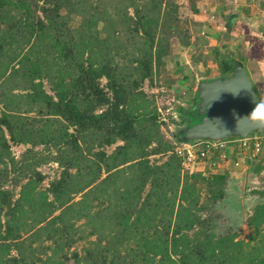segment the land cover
<instances>
[{"label": "trees", "instance_id": "obj_1", "mask_svg": "<svg viewBox=\"0 0 264 264\" xmlns=\"http://www.w3.org/2000/svg\"><path fill=\"white\" fill-rule=\"evenodd\" d=\"M192 37L176 0H0V264H264V201L249 240L216 235L200 184L215 204L229 173L190 172L175 151L197 140L198 91L177 107L187 126L171 142L144 89L174 44L209 43ZM235 63L217 59L205 73L228 76ZM11 144L31 147L17 160ZM49 159L62 173L43 188ZM23 181L14 199L6 185Z\"/></svg>", "mask_w": 264, "mask_h": 264}, {"label": "rangeland", "instance_id": "obj_2", "mask_svg": "<svg viewBox=\"0 0 264 264\" xmlns=\"http://www.w3.org/2000/svg\"><path fill=\"white\" fill-rule=\"evenodd\" d=\"M176 1L180 6L181 17L191 25L193 42L195 38L197 39L199 35H202V31L205 37L211 36L209 30L202 29V27L204 22L208 21L210 16H213L211 14H215L214 11H216V9L214 8L213 0H198L195 3V6L199 7L198 12L192 9L188 0ZM209 41L208 44L210 45L207 44L197 48L196 46L194 47V45L189 48H182L174 44L172 53L167 58L166 65L161 69L159 76L154 82V86H151L149 82H146L144 85L145 91L150 95L151 99L153 98L155 100L162 119L167 123L162 131L166 139L171 142H176L173 134L187 126V123L181 124L183 121L177 112V107L183 106L189 108L197 99V89L200 82L203 80H210L209 74L205 73L206 67L204 65L210 64L215 66L213 62H217V59H223L225 55H228L224 53V51H219L223 45L222 43H226V39H217L216 41L209 39ZM211 42L213 44H211ZM220 44L222 45L219 46ZM211 69L213 70L214 68L212 67ZM214 71H211V73H214ZM102 82L105 83V80H102ZM45 88L50 94L53 93L47 83H45ZM172 121L175 122L173 123ZM119 144H121L120 141H118L116 145ZM116 145L108 147V153H111ZM11 146L12 155L17 160L23 159L26 153H28V149L31 147L30 145L15 144H11ZM44 149V146L40 145L36 147L35 150L46 154L48 153L49 155V151L45 152ZM243 154L245 153L242 152L240 156ZM232 157L233 156L230 155L227 159H216L215 161H212V159H201L197 161L195 165H189L188 170L190 172L199 171L204 176L220 175L225 171L229 173L227 185L225 186L227 191L225 198L215 204L210 197L212 195V189L209 190L206 183L200 184L203 188L202 203L205 205L203 216L211 219V228L216 235L222 236L228 232H232L237 233L239 239L249 240V235L252 234V228L248 223L250 215L253 214L256 205L264 201V198L260 197L258 194L259 191L264 189V172L262 176H260L254 171L257 165L261 163L264 164V150L257 158L253 160L249 159L250 162L247 161L250 166L248 165L249 167L247 170L243 172L244 189L242 192H239L236 188V183L241 177H238L236 180L234 175H231L233 170H242V167L241 165L236 166V161H234L235 158ZM161 160L162 158L160 156L151 157L153 163L160 162ZM214 163H216V165ZM39 170L46 176L42 184L43 188H47L51 181L59 178L62 173V168L54 160L50 159L47 163L41 165ZM23 183L24 181L19 185H15L14 182H9L6 185L7 189L14 192V199L18 198L20 195V188ZM87 245V242L79 243L77 248L79 251L83 252L82 248ZM12 253L16 255L15 250H13ZM65 264L76 263L74 260H71Z\"/></svg>", "mask_w": 264, "mask_h": 264}, {"label": "water", "instance_id": "obj_3", "mask_svg": "<svg viewBox=\"0 0 264 264\" xmlns=\"http://www.w3.org/2000/svg\"><path fill=\"white\" fill-rule=\"evenodd\" d=\"M199 106L205 115L189 128L196 139L223 140L248 137L264 130V101L258 96L244 64L236 61L230 75L200 82ZM236 183L244 189L243 173Z\"/></svg>", "mask_w": 264, "mask_h": 264}, {"label": "crops", "instance_id": "obj_4", "mask_svg": "<svg viewBox=\"0 0 264 264\" xmlns=\"http://www.w3.org/2000/svg\"><path fill=\"white\" fill-rule=\"evenodd\" d=\"M213 2L215 14H211L213 16L204 22L202 29L209 30L211 36L207 38L212 41L226 39V43L219 45H222L219 51L228 54L224 57L227 61L236 59L244 64L258 96L264 101V0H213ZM201 34L203 35V31ZM238 151L240 150L228 153V158L230 155L233 156L234 161L239 163L238 166L242 167V170L236 167L237 170L231 172L236 180L239 172H245L250 166L247 155L240 156L242 152Z\"/></svg>", "mask_w": 264, "mask_h": 264}, {"label": "built area", "instance_id": "obj_5", "mask_svg": "<svg viewBox=\"0 0 264 264\" xmlns=\"http://www.w3.org/2000/svg\"><path fill=\"white\" fill-rule=\"evenodd\" d=\"M263 139L264 132L251 134L248 137H231L223 140L197 139L179 145L175 151L183 158L186 165H195L201 159H212V161L217 158L227 159L228 153L236 150L244 152L247 158L253 160L264 150ZM238 165L239 163L236 162V166Z\"/></svg>", "mask_w": 264, "mask_h": 264}]
</instances>
